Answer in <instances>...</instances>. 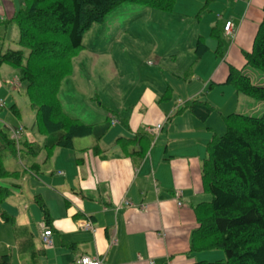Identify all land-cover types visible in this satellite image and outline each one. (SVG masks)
Listing matches in <instances>:
<instances>
[{
  "label": "trees",
  "instance_id": "obj_1",
  "mask_svg": "<svg viewBox=\"0 0 264 264\" xmlns=\"http://www.w3.org/2000/svg\"><path fill=\"white\" fill-rule=\"evenodd\" d=\"M177 1L24 0L12 21L18 27L17 45L20 49L0 52V67L9 66L18 72L19 83L25 84L30 105L37 111L33 130L45 138V142L43 147L29 140L22 142L19 139L17 144L11 130L0 124V220L3 223L16 222L15 217L2 210V204L21 189L19 181L23 176L22 171H10L5 167L6 152L17 159L23 155L26 161L23 162L24 171L36 174L41 165L35 161L43 149L46 159L50 160L56 150H74L76 139L93 137V148L84 152L90 151L103 158L107 153L120 155L132 159L136 166L144 162L153 145L148 133H137L133 138L118 137L111 153L102 150V141L120 115L110 111L109 117L101 123L75 119L63 107L59 98L60 87L74 73L73 60L84 50L86 34L95 24L103 23L116 8L133 4L173 13ZM223 35L218 27H213L210 33L218 43V54L223 45ZM208 52L206 39L198 37L193 64L198 65ZM244 58L246 66L264 73V9L252 51L244 53ZM189 72L191 69L187 74ZM225 84L232 86L237 94L264 102V86L253 84L243 70L229 66ZM213 86L209 85V88L213 89ZM169 97L167 89L158 104L168 101ZM9 111L14 120H20L21 112L17 105L9 107ZM215 111L211 103L196 99L179 109L177 116L188 112L205 123ZM222 117L225 134L214 133L202 165L203 189L211 196V201L194 208L197 226L191 235L188 256L222 251L224 260L194 264H264V114L249 117L235 113ZM7 181L9 185H6ZM35 201L44 215L45 228L52 231L54 221L45 200L39 195ZM21 232L26 233L27 230L21 228ZM25 239L22 256L32 253L35 262L45 256V248L37 251L31 239ZM0 264H12V256L0 255Z\"/></svg>",
  "mask_w": 264,
  "mask_h": 264
},
{
  "label": "rangeland",
  "instance_id": "obj_2",
  "mask_svg": "<svg viewBox=\"0 0 264 264\" xmlns=\"http://www.w3.org/2000/svg\"><path fill=\"white\" fill-rule=\"evenodd\" d=\"M206 1L179 0L173 13L123 4L110 13L103 23L95 24L86 34L84 50L73 60L74 73L63 81L59 98L69 115L85 123L104 122L109 117L110 111L121 116L117 120L120 124L112 125L109 134L102 141L101 147L104 150L111 153V147L118 137H131L130 132L126 130L127 123L145 90H152L162 98L169 89V100L158 105L166 109L167 113L174 112L172 118V122L175 120L174 124L169 122L162 133H158L160 126L152 129L155 134L150 133L152 149L157 145L154 154L165 153L168 143L164 139L170 142L171 152L178 145H182L181 149H190L189 144L192 141L196 143L193 148H199L202 140L208 142L211 139L205 134L208 127L220 136L224 135L226 128L222 116L237 113L249 117H261L264 114V102H257L237 94L232 86H217L208 79L209 74L216 67L215 64L223 62L226 52H220L218 55L213 52L216 41L210 36L211 30L216 25L223 30L225 25L224 21L218 20L215 6L210 4L206 11H200L202 12L200 18L196 16V12L205 7ZM230 3V8L222 7V10H227L225 17L227 18L228 14V18L230 16L237 18L235 15H238L239 7L233 1ZM183 4H189L188 7H192L195 14L183 15L182 12L186 8ZM196 9L198 10L195 11ZM15 27L17 31V25ZM199 35L206 37L207 44L212 48L205 59L206 66L202 69H200L201 64L196 66L193 64L195 61L193 46ZM18 39L13 45L12 42L7 43L4 52L19 50ZM228 46L229 43L226 48ZM188 69H191V72L187 74ZM14 73L17 80L12 86L16 87V91L9 86L5 89V94H2L4 97L9 96L10 99H6L7 106L0 113V118L11 122L13 127L9 129L17 144L20 138L22 142L35 141L38 146L43 147L45 138L33 130L37 111L31 107L26 96L25 84L19 83L18 72L14 71ZM244 74L251 78L253 84L264 86L262 71L247 66ZM209 85H212L213 89H210ZM197 92L199 94L195 96ZM193 97L211 103L216 107V111L207 122L199 121L194 133L177 134L172 128L178 123L177 111ZM13 105H17L20 109V120H14L8 109ZM141 131L143 132V128ZM160 135L162 138H159ZM76 140L83 141L90 147L95 144L93 137ZM74 145L79 148L77 142ZM190 152L198 156L194 149ZM56 153L55 157L58 153L62 156L47 160L46 151L43 149L40 152L35 162L41 167L36 174L24 171L23 162L26 161L23 155L21 159H17L10 152H6L4 157L5 167L8 170L23 172L19 181L21 189L15 191L2 204V210L16 218L14 224L0 223V255H11L12 264H54L52 249L45 248L41 242V232L45 227L44 215L35 199L38 195H42L49 209H54L60 214L62 199L54 196L57 195L54 191L64 193L75 189L78 171L75 165L78 155L75 151L59 149ZM5 183L9 185L10 182ZM203 197H206L205 202L211 201L210 195L206 194ZM21 228L28 229L29 234L21 232ZM30 235L34 236L35 250L47 249V258L35 262L32 253L19 256L18 236H21L20 240L25 241V237L31 238ZM202 257L208 262L215 263L224 260L225 253L206 252L204 256H199V259Z\"/></svg>",
  "mask_w": 264,
  "mask_h": 264
},
{
  "label": "crops",
  "instance_id": "obj_3",
  "mask_svg": "<svg viewBox=\"0 0 264 264\" xmlns=\"http://www.w3.org/2000/svg\"><path fill=\"white\" fill-rule=\"evenodd\" d=\"M232 1L239 7V13L235 15L238 19L233 16L228 18V14L226 18L227 10H222V7L230 8ZM23 3L24 0H0V52L5 51L7 43L12 42L13 45L18 39L19 31L18 29L16 31L12 21ZM210 4L215 6L219 21H224V24L232 22L236 29L234 41L226 39L223 35L220 52H226L224 60L220 64H215L216 67L208 76L215 85L225 86L229 66L243 72L247 67L244 53L252 51L257 31L263 21L264 0H207L204 8L195 10H198L196 16L200 18L202 14L200 11H206ZM183 6L186 7L182 12L183 15L195 14L192 7H188L189 4ZM227 43L229 46L226 48ZM208 47L209 54L212 48L209 45ZM217 48L218 43L215 42L213 52L216 55H218ZM208 54L199 63L200 69L206 66L205 59ZM8 67H0V113L7 106L6 99H10L9 96L2 95L5 94V89L11 86L13 91H16L12 83L16 82L17 77ZM198 94L199 92L194 95ZM160 98V94L152 90L144 91L127 123L126 130L131 134L129 138L135 137L137 133H148L151 136L152 132L149 130L158 126H163L160 131L162 133L169 122L174 124L175 120L168 122V119L174 116V112L167 113L166 109L158 105ZM196 99L199 98L193 97L187 102ZM120 118L121 116L118 119ZM176 119L178 123L172 128L175 133H182L181 135L194 133L197 123H200L188 112H181ZM0 124L8 128L13 127L10 121L6 122L2 119ZM206 129L205 134L211 139L208 142L202 140L199 148H193L196 143L192 141L189 144L190 149H181L182 145H178L171 152L170 142L164 139L168 143L165 153L154 154L157 148L155 145L140 166H136L132 159L116 154L107 153L104 155L105 158L96 157L90 151L84 152L93 147L85 145L83 141L75 140L74 144L77 142L79 146L76 148L74 145L72 150L78 155L75 161L78 168L76 188L64 193L55 190L54 193L57 195L54 196L62 199L63 203L60 206V214L54 209H51L52 211L49 209L54 221L53 247H51L54 264H75L83 256L100 257L104 260V264L208 262L204 257L199 259L204 253L190 258L188 256L191 235L197 226L194 208L206 201V197H203L206 193L203 189L202 165L207 156V145L212 141V135L217 134L209 127ZM159 138L162 136L160 135ZM101 149L104 150L102 147ZM191 149H194L198 156L190 152ZM56 154L55 152L53 158ZM60 156L61 153H58L55 158ZM177 192L182 194L181 207L176 202ZM88 221L93 225L92 230L83 228L84 223ZM0 223L5 224L1 220ZM25 230L29 234L28 229ZM45 230L44 227L41 237ZM20 238L18 236L17 250L19 256H22L23 240ZM32 238L30 239L34 243ZM47 257L46 249V254L41 259Z\"/></svg>",
  "mask_w": 264,
  "mask_h": 264
},
{
  "label": "built area",
  "instance_id": "obj_4",
  "mask_svg": "<svg viewBox=\"0 0 264 264\" xmlns=\"http://www.w3.org/2000/svg\"><path fill=\"white\" fill-rule=\"evenodd\" d=\"M226 34L228 36H234V29H233V25L228 23L227 26H226ZM19 133V132H18ZM14 136H19V135H15ZM181 196L180 193L177 194V199H179ZM178 205L181 206V203L178 202ZM83 228L85 229H93L92 228V224L90 222H86L84 223L83 225ZM42 242L43 244L46 246V247H52L53 245V240H52V232L50 230H47L44 232L43 236H42ZM77 264H104V261L99 258V257H96V258H91V257H88V256H84V257H81L78 261H77Z\"/></svg>",
  "mask_w": 264,
  "mask_h": 264
},
{
  "label": "bare ground",
  "instance_id": "obj_5",
  "mask_svg": "<svg viewBox=\"0 0 264 264\" xmlns=\"http://www.w3.org/2000/svg\"><path fill=\"white\" fill-rule=\"evenodd\" d=\"M4 110V109H3Z\"/></svg>",
  "mask_w": 264,
  "mask_h": 264
}]
</instances>
